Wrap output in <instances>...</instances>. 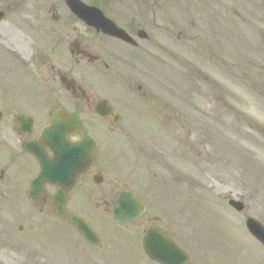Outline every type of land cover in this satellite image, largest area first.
Wrapping results in <instances>:
<instances>
[{"label":"flooded vegetation","instance_id":"1","mask_svg":"<svg viewBox=\"0 0 264 264\" xmlns=\"http://www.w3.org/2000/svg\"><path fill=\"white\" fill-rule=\"evenodd\" d=\"M79 1L101 11L131 41L86 25L67 0L0 3V228L22 240L47 236L49 222L69 224L56 215L53 204L60 182L48 179L49 173H59V162L44 163L42 174L43 162L34 152L53 160L64 156L62 143L82 141L85 130L92 143L80 152L65 209L86 220L101 244L103 219L120 193H133L144 205L136 220H112L115 228L104 236L101 264H163L143 250L150 230L184 253L180 264H264V245L236 220L205 227L187 220L185 206L176 211L178 220L168 206L147 204L143 197L167 189V179L156 172L147 178L145 168L136 171L138 162L128 161L131 157L117 140L132 127L119 124L122 113L127 121L126 112L139 103L154 104L160 113L169 107L176 0ZM180 3L185 36L191 14L188 0ZM110 106L121 113L115 123L104 117ZM159 165L167 170L166 164ZM229 208L230 218L248 217L249 207ZM261 219L264 226V212Z\"/></svg>","mask_w":264,"mask_h":264},{"label":"rangeland","instance_id":"2","mask_svg":"<svg viewBox=\"0 0 264 264\" xmlns=\"http://www.w3.org/2000/svg\"><path fill=\"white\" fill-rule=\"evenodd\" d=\"M180 1L173 3L170 27L171 105L162 113L154 104L137 106L127 115L134 122L127 119L130 142L123 138L128 161L166 176L156 161L158 154L167 157L171 187L166 200L146 197L151 206L155 199L172 211L188 206L196 220L223 222L229 211L216 195L231 194L258 218L264 207V0H188L185 36ZM103 222L107 235L114 224ZM48 231L21 240L0 228V264H101L104 239L90 248L63 222H49Z\"/></svg>","mask_w":264,"mask_h":264},{"label":"water","instance_id":"3","mask_svg":"<svg viewBox=\"0 0 264 264\" xmlns=\"http://www.w3.org/2000/svg\"><path fill=\"white\" fill-rule=\"evenodd\" d=\"M69 4H70L71 10L76 15H78L80 18H82L86 23H88L89 25H92L93 27H95L98 30H104V26L102 23L103 18H102L101 13L99 11L97 13L92 11V13H91L78 1H73ZM107 32L110 34H113V35H117L118 37L128 39V37L126 35L121 33L119 31V29H116L114 27H113V29L107 30ZM50 135H51V133H50ZM50 146L53 147L52 143ZM64 148H67V147H65V144L62 143L61 149H64ZM34 155L36 157H38L41 162H43L42 164H44L45 161H46L45 163L51 162L46 157H42V153H40L38 151H35ZM57 160L58 159H56L54 162L56 163ZM69 160H70L69 156H66V157H63L60 159V162L62 165V170L64 169L65 166L69 165ZM42 174H45V170H44L43 166H42ZM61 177H62L61 180L64 181L63 182L64 185H66L70 180V177L65 178V175L64 176L62 175ZM66 187H68V186H66ZM65 196H66V191H61V193L59 195L55 196L54 200H55L56 213L59 216L70 221L86 240H88L92 244H95L96 243V237H95L94 233L92 232V230L90 229V227L83 220L78 218L76 215L68 212L67 210H65L63 208L62 205L64 203ZM231 204L236 205V207L239 209L238 203L231 202ZM140 211H141V207H140L139 201L136 198L131 197L130 195H127V194H122L120 197H118V199L116 200V202L114 204L113 216L117 220L127 221V220H130V219L136 217ZM247 227L257 238H259L261 241L264 242L263 231L260 229L259 226H256L255 221L249 219L247 221ZM151 236H152V234L148 233L145 237V240H144L146 252L148 254H150V256L155 257L164 263H168V261L170 259H174L173 253L170 254V253H167V251L163 252V251L158 250L159 248L157 249V248L151 247V242H155V240L151 239Z\"/></svg>","mask_w":264,"mask_h":264}]
</instances>
